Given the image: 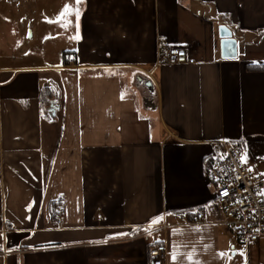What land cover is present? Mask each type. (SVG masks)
I'll return each instance as SVG.
<instances>
[{
    "label": "crops",
    "instance_id": "0c3cea01",
    "mask_svg": "<svg viewBox=\"0 0 264 264\" xmlns=\"http://www.w3.org/2000/svg\"><path fill=\"white\" fill-rule=\"evenodd\" d=\"M221 140L261 169L264 0H0V264H149L156 240L166 264H264L215 205Z\"/></svg>",
    "mask_w": 264,
    "mask_h": 264
},
{
    "label": "built area",
    "instance_id": "2783aa9c",
    "mask_svg": "<svg viewBox=\"0 0 264 264\" xmlns=\"http://www.w3.org/2000/svg\"><path fill=\"white\" fill-rule=\"evenodd\" d=\"M160 59L164 63L193 64L183 49L161 47ZM76 57H69L67 64L76 65ZM245 144L221 140L214 146V158L207 176L216 186L215 205L222 212V224L235 234L243 247L257 243L264 238V176L260 172V164L246 161ZM65 208L56 207L55 224L60 228L63 224ZM206 224L202 212L190 222ZM167 247L165 241L156 240L149 249V264H166Z\"/></svg>",
    "mask_w": 264,
    "mask_h": 264
},
{
    "label": "snow or ice",
    "instance_id": "6c2138e0",
    "mask_svg": "<svg viewBox=\"0 0 264 264\" xmlns=\"http://www.w3.org/2000/svg\"><path fill=\"white\" fill-rule=\"evenodd\" d=\"M80 2H81V0H76L77 5ZM73 14L76 17V27L78 29L79 28V18L81 15V11H80L79 7L72 8V7H69L66 5L65 8L60 13V17L64 19V26H68V24H70L71 22L69 20H67V17L70 15H73ZM76 38L79 39V36H77ZM242 159H244V157H242ZM162 220H163V216H157V217L153 218L152 223L158 224ZM145 231H148V229H145ZM129 234H134V233H122L121 235H129ZM221 255H223V254H221ZM171 257L173 260V264H175V261L177 259V254L175 251L171 253ZM188 260H189V264H198V261L194 260L192 255L188 256Z\"/></svg>",
    "mask_w": 264,
    "mask_h": 264
},
{
    "label": "water",
    "instance_id": "95a60500",
    "mask_svg": "<svg viewBox=\"0 0 264 264\" xmlns=\"http://www.w3.org/2000/svg\"><path fill=\"white\" fill-rule=\"evenodd\" d=\"M220 32L221 41V51L223 59H236L238 53L237 40L233 37L232 30L224 25L218 30ZM264 194V188H263Z\"/></svg>",
    "mask_w": 264,
    "mask_h": 264
},
{
    "label": "trees",
    "instance_id": "16d2710c",
    "mask_svg": "<svg viewBox=\"0 0 264 264\" xmlns=\"http://www.w3.org/2000/svg\"><path fill=\"white\" fill-rule=\"evenodd\" d=\"M248 68H249L250 71H260V70H263V67L262 66H257V65H249ZM45 95H51V94H50V92L44 91L43 92V99H44V96ZM55 209H56V207H55ZM55 209L53 211V215H54Z\"/></svg>",
    "mask_w": 264,
    "mask_h": 264
},
{
    "label": "rangeland",
    "instance_id": "374dc122",
    "mask_svg": "<svg viewBox=\"0 0 264 264\" xmlns=\"http://www.w3.org/2000/svg\"><path fill=\"white\" fill-rule=\"evenodd\" d=\"M261 165L262 166H261L260 172L264 176V163L262 162Z\"/></svg>",
    "mask_w": 264,
    "mask_h": 264
}]
</instances>
